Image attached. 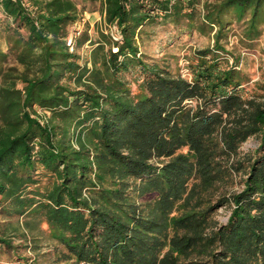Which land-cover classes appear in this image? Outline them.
I'll use <instances>...</instances> for the list:
<instances>
[{
  "label": "trees",
  "instance_id": "1",
  "mask_svg": "<svg viewBox=\"0 0 264 264\" xmlns=\"http://www.w3.org/2000/svg\"><path fill=\"white\" fill-rule=\"evenodd\" d=\"M88 1L105 29L82 63L83 34L73 51L66 43L79 0H0V215L15 217L10 231L31 255L7 228L0 254L10 264H264V82L237 50L261 41L264 51V0ZM167 30L171 46L212 39L189 47L186 75L169 45L146 51ZM250 137L256 145L240 150Z\"/></svg>",
  "mask_w": 264,
  "mask_h": 264
},
{
  "label": "rangeland",
  "instance_id": "2",
  "mask_svg": "<svg viewBox=\"0 0 264 264\" xmlns=\"http://www.w3.org/2000/svg\"><path fill=\"white\" fill-rule=\"evenodd\" d=\"M81 4L84 6V11L81 14V17L77 20V26L81 28L80 36L81 34V40L83 41L82 44L77 47V51L79 52L81 56V62L83 63L85 60H88L89 57V51L92 47L91 40L94 41L97 38V31L96 28L101 27L105 29L104 23L102 21V16L100 13V3L99 1H88V0H79ZM236 24V23H234ZM236 27V25H234ZM75 25L73 26L74 29ZM234 29L237 32V28ZM72 29V32H73ZM114 30V29H113ZM172 33L171 31H163L160 33V35L157 37V39L152 42L151 44L147 45L146 51L148 54L153 56H160L161 53L165 50V46H170L169 48L174 51L178 55V66L180 67V71L183 75H186L188 73L186 68V57L185 54L188 51L189 47H203L209 43H212L211 38H207L204 36H199L196 33H192L190 35H184L183 38L180 40L179 44H175L171 46L173 43L172 39ZM77 36V37H78ZM85 38H87L85 40ZM237 40L236 35H231L229 38V46L235 43ZM256 49L254 50H247L242 49L241 47L238 50V52L241 53V62L240 66L243 67L247 73L251 77V81L253 80H260L261 82H264V51H260L259 47L261 45V41H257ZM0 45L3 46L5 50V45L1 41ZM231 61V59H229ZM10 62L11 57H10ZM256 145V139L255 137L248 138L240 147V150H248L249 148H252ZM238 180V178H237ZM241 187L240 183H236L234 185V189H239ZM228 214V208L227 207H220L216 212V218L220 221H224L227 218ZM22 220V219H20ZM21 222V221H20ZM15 217H12L11 221H8L7 218H4L0 215V229L1 228H7L8 234L11 235V240L14 245L20 246L18 249L20 253L29 256L31 255V251L28 247V242L25 243L23 238L13 235L14 233L11 232V227L13 225H16ZM40 228H44L40 224ZM40 237L42 240H40V243L42 244L41 250L47 249V239L46 232L42 231L40 233ZM10 251H5L4 253L0 254V264H10L12 263V256L9 254ZM10 262V263H9Z\"/></svg>",
  "mask_w": 264,
  "mask_h": 264
},
{
  "label": "built area",
  "instance_id": "3",
  "mask_svg": "<svg viewBox=\"0 0 264 264\" xmlns=\"http://www.w3.org/2000/svg\"><path fill=\"white\" fill-rule=\"evenodd\" d=\"M77 23H78V21L75 22V24H74L75 27L73 29V32L67 38V41H66V43H67L70 51H73L74 50V47H75V39L80 34V31H81V28L79 26H77Z\"/></svg>",
  "mask_w": 264,
  "mask_h": 264
}]
</instances>
